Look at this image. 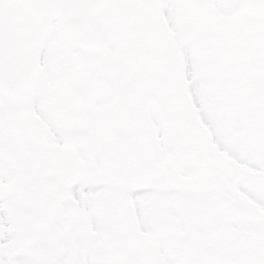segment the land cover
<instances>
[{"label": "rangeland", "instance_id": "obj_1", "mask_svg": "<svg viewBox=\"0 0 264 264\" xmlns=\"http://www.w3.org/2000/svg\"><path fill=\"white\" fill-rule=\"evenodd\" d=\"M244 4L112 0L101 63L52 26L34 99L0 106V264H264V22Z\"/></svg>", "mask_w": 264, "mask_h": 264}, {"label": "water", "instance_id": "obj_2", "mask_svg": "<svg viewBox=\"0 0 264 264\" xmlns=\"http://www.w3.org/2000/svg\"><path fill=\"white\" fill-rule=\"evenodd\" d=\"M107 1L79 0V3H76L70 0L67 3L69 7L66 12L61 11L65 10L63 5L59 11H55L52 7L51 11L45 12V15L37 16L36 18L39 19L32 24L22 23L13 9L5 4L6 0H0V13L5 19V29L13 30L11 40L19 42L18 53L14 55H10L11 47L0 45V103L10 101L24 107V103L32 97V81L38 69L44 38L54 20L64 22L66 31L80 49L92 50L99 57L101 44L94 20L95 16L104 10ZM261 4L259 0H250L248 10L264 16ZM42 16L43 19H41ZM21 30L26 33L25 39H19ZM2 34H0V44L4 43V34ZM6 53L10 55L8 57L12 63H15V67L3 63L5 59H8ZM20 59L25 61L24 65H20Z\"/></svg>", "mask_w": 264, "mask_h": 264}]
</instances>
